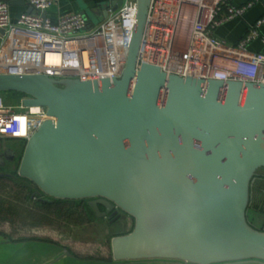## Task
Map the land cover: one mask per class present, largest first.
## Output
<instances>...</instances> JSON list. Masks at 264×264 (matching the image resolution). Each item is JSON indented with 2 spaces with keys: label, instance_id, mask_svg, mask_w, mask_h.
Returning a JSON list of instances; mask_svg holds the SVG:
<instances>
[{
  "label": "water",
  "instance_id": "1",
  "mask_svg": "<svg viewBox=\"0 0 264 264\" xmlns=\"http://www.w3.org/2000/svg\"><path fill=\"white\" fill-rule=\"evenodd\" d=\"M150 1L139 0L121 77L0 73V91L55 117L26 142L20 170L52 196L89 197L98 216L134 215L113 237L115 258L176 251L181 264H264V230L246 219L250 179L264 166V84L137 67ZM158 215L168 224L155 226Z\"/></svg>",
  "mask_w": 264,
  "mask_h": 264
},
{
  "label": "built area",
  "instance_id": "2",
  "mask_svg": "<svg viewBox=\"0 0 264 264\" xmlns=\"http://www.w3.org/2000/svg\"><path fill=\"white\" fill-rule=\"evenodd\" d=\"M58 0H28L32 10L11 18L10 1L0 0V73H43L55 80L121 77L137 21L139 0H123L105 18L92 22L83 11L53 19ZM258 0H151L137 54L183 77L264 84V51L249 43L261 36L264 15L237 43L215 35L221 23L242 15ZM264 41V37H262ZM59 84V83H58ZM61 84V83H60ZM9 103L0 95V137L26 142L48 118L45 105Z\"/></svg>",
  "mask_w": 264,
  "mask_h": 264
},
{
  "label": "rangeland",
  "instance_id": "3",
  "mask_svg": "<svg viewBox=\"0 0 264 264\" xmlns=\"http://www.w3.org/2000/svg\"><path fill=\"white\" fill-rule=\"evenodd\" d=\"M24 94L0 91V95L13 104L19 103ZM26 144L23 139H14L17 149L15 159L5 167L0 166L3 173L0 175V228L16 237L44 236L58 240L80 257H114L113 237L130 232L135 227V216L128 213L111 222L108 216H98L94 212L89 205V197L63 198L46 193L35 180L20 170ZM257 172H264V166L258 167L250 179L246 219L254 227L264 230V179H259L258 187L255 186L253 182L258 180L255 177ZM57 199L62 201L58 202ZM154 217L157 221L163 220V223L159 221L155 226L168 224L163 215ZM176 253L172 251L169 256L139 258L157 259L159 264H177L179 258L174 256ZM235 264L262 263L251 261Z\"/></svg>",
  "mask_w": 264,
  "mask_h": 264
},
{
  "label": "crops",
  "instance_id": "4",
  "mask_svg": "<svg viewBox=\"0 0 264 264\" xmlns=\"http://www.w3.org/2000/svg\"><path fill=\"white\" fill-rule=\"evenodd\" d=\"M10 1V0H9ZM110 0H58L48 9L47 13L53 19L61 15L76 11H85L92 22H97L105 18L113 4L107 3ZM248 0H235L236 4H243ZM111 2V1H110ZM31 5L21 0L10 1L11 18L16 19L20 13L29 10ZM107 12V13H106ZM264 15V0L256 1L245 12L230 20L218 25L214 33L219 38L230 43H237L245 35L249 26L259 17ZM261 36L253 37L249 43V48L253 51H264V22L260 28ZM20 91L9 90V93H19ZM23 93V92H20ZM24 96V95H23ZM22 96V97H23ZM7 138L0 137V155L7 148L15 149L14 139L8 141ZM250 208V207H249ZM77 262H71V261ZM165 261V260H159ZM168 261V260H166ZM174 262L175 260H169ZM177 264H181L176 260ZM159 264L157 259L148 258H91L80 257L64 243L44 237L25 236L16 237L8 234L0 228V264Z\"/></svg>",
  "mask_w": 264,
  "mask_h": 264
},
{
  "label": "flooded vegetation",
  "instance_id": "5",
  "mask_svg": "<svg viewBox=\"0 0 264 264\" xmlns=\"http://www.w3.org/2000/svg\"><path fill=\"white\" fill-rule=\"evenodd\" d=\"M15 153L11 154V153H6V155L4 154V152H2V155H0V166L2 167H5L7 165L8 162H11L15 159V155H16V152H17V149L15 148L14 149ZM2 156V157H1ZM255 177L259 180L261 179H264V172H257L255 173ZM254 177V178H255ZM256 181L254 180L253 184L255 186L258 187L259 183H260V180L259 181ZM102 209H105V207L101 206ZM119 213V216L115 219V220H118L122 217V215H127L128 213L125 212V211H122L120 208L117 212V214ZM109 218H110V221H111V217L109 216V214L107 215ZM115 220L111 221V222H114Z\"/></svg>",
  "mask_w": 264,
  "mask_h": 264
},
{
  "label": "trees",
  "instance_id": "6",
  "mask_svg": "<svg viewBox=\"0 0 264 264\" xmlns=\"http://www.w3.org/2000/svg\"><path fill=\"white\" fill-rule=\"evenodd\" d=\"M57 201H58V202H61L62 200H60V199L58 200V199H57ZM88 202H89V201H88ZM89 205H90V207H92L90 203H89ZM92 208H93V207H92ZM93 209H94V208H93ZM94 212H95V210H94ZM95 213H96V212H95Z\"/></svg>",
  "mask_w": 264,
  "mask_h": 264
}]
</instances>
